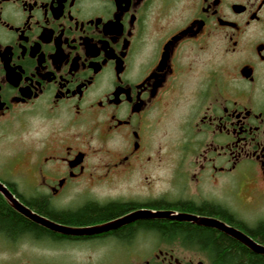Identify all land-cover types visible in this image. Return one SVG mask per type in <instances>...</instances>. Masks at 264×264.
<instances>
[{"label": "flooded vegetation", "instance_id": "flooded-vegetation-1", "mask_svg": "<svg viewBox=\"0 0 264 264\" xmlns=\"http://www.w3.org/2000/svg\"><path fill=\"white\" fill-rule=\"evenodd\" d=\"M167 98L189 109L183 197L122 179L151 162ZM0 183L57 225L110 227L67 235L9 205L44 231L4 235L0 264L264 260V0H0ZM139 212L221 228L122 223Z\"/></svg>", "mask_w": 264, "mask_h": 264}, {"label": "rangeland", "instance_id": "rangeland-1", "mask_svg": "<svg viewBox=\"0 0 264 264\" xmlns=\"http://www.w3.org/2000/svg\"><path fill=\"white\" fill-rule=\"evenodd\" d=\"M188 110L186 103L170 104V98H167L160 105L156 113L158 119L155 122L154 130L151 132L152 144L146 152V157H150L151 162L139 168L131 178L125 176L122 179H134L136 181L141 175L147 174L154 181L153 189L155 191L168 192L171 197H175V195L183 197L186 188V173L189 167L187 164L177 166L176 162L185 159L189 154L187 150H184L187 134L181 129L180 122L177 121H182L188 114ZM118 184H111L109 190H119ZM124 184L128 185L127 183ZM248 187L249 191H252L255 185ZM244 195L249 196L250 194ZM260 207L264 209V204H261ZM8 246L7 238L0 234V262L8 259V252L5 251Z\"/></svg>", "mask_w": 264, "mask_h": 264}, {"label": "water", "instance_id": "water-1", "mask_svg": "<svg viewBox=\"0 0 264 264\" xmlns=\"http://www.w3.org/2000/svg\"><path fill=\"white\" fill-rule=\"evenodd\" d=\"M0 193H2L5 197V200L7 203L12 206L15 210L20 212L22 215L30 218L35 223H38L47 229L54 231V232H60L67 235H85V234H94L98 233L104 230H108L110 227H106L103 229H71V228H65L60 225H57L53 222H50L36 214H34L32 211H30L26 206H24L22 203L19 202V200L14 197L13 194H11L5 187L0 183ZM155 217H162V218H169L173 221H179V222H198L200 224H213L216 227H220L218 223L210 222L207 223L205 220L198 218L196 216L188 215V214H176L174 212L169 213H151V212H139L134 215L127 216L125 219L122 220V223H130L135 220L143 219V218H155ZM221 228V227H220ZM256 251L264 253V248L260 250L256 249Z\"/></svg>", "mask_w": 264, "mask_h": 264}, {"label": "trees", "instance_id": "trees-1", "mask_svg": "<svg viewBox=\"0 0 264 264\" xmlns=\"http://www.w3.org/2000/svg\"><path fill=\"white\" fill-rule=\"evenodd\" d=\"M44 230L35 226L34 223L26 220L19 213L15 212L0 194V234L10 238H20L29 234L40 236ZM182 233V228H173L170 233ZM188 233V232H187ZM198 241L203 240L199 234H195ZM212 251L215 252V247L211 245ZM230 264H264V260H259L257 257H248L244 262L232 261Z\"/></svg>", "mask_w": 264, "mask_h": 264}]
</instances>
